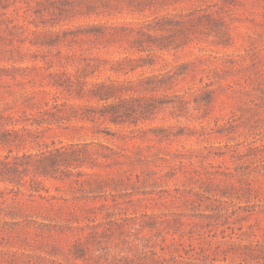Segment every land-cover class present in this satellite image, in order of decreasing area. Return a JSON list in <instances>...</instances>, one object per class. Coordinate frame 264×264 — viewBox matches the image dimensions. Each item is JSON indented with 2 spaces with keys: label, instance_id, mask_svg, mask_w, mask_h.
Listing matches in <instances>:
<instances>
[{
  "label": "rangeland",
  "instance_id": "rangeland-1",
  "mask_svg": "<svg viewBox=\"0 0 264 264\" xmlns=\"http://www.w3.org/2000/svg\"><path fill=\"white\" fill-rule=\"evenodd\" d=\"M131 2L146 8L125 2L116 15L66 20L45 12L30 24L181 22L164 39L152 32L168 50L122 31L113 42H80L86 56L132 59L119 72L101 64L88 86L132 82L120 97H154L145 116L119 124L87 112L103 103L78 98V85L71 93L43 79L64 69L56 48L17 41L0 10V121L20 132L0 142V264H264V0ZM10 3V11L38 7ZM171 69L169 89L139 83ZM63 101L83 109L38 113ZM84 113L90 118H75ZM60 150L74 162L54 166ZM8 161L17 167L10 174Z\"/></svg>",
  "mask_w": 264,
  "mask_h": 264
},
{
  "label": "trees",
  "instance_id": "trees-1",
  "mask_svg": "<svg viewBox=\"0 0 264 264\" xmlns=\"http://www.w3.org/2000/svg\"><path fill=\"white\" fill-rule=\"evenodd\" d=\"M38 6L34 10L29 7H15L12 11L10 8L12 3L10 0H0V10H2V15L5 18L2 19V23L5 24L6 30H9L11 36L14 38L17 37V41L24 44L27 40L30 41L31 45L36 47V51L44 50L45 48L48 51L56 48V52L53 55L56 57V60L59 62L60 66L64 69L59 70L58 72H49L48 74L42 73L43 79H52L49 81V84H52L58 89L66 90L67 92L72 93L74 85H78V89L75 88L78 98L80 99H92L97 100L103 103L101 108H87V112H94L92 116H98L99 118H104L110 120L113 123H125L131 122L130 119L138 113H141L143 116L147 114L153 107L151 99L153 98H141L137 99L133 97L122 98L120 93H123L125 90L128 92L131 90L132 82L126 87L125 84H115L107 82H95L90 83L91 86H88L89 83L87 79L95 74L99 70L101 64L110 65L111 70L119 72L120 70H125L127 63L132 62V59L124 57L121 59H101L98 56H86L84 49L80 46L82 41L86 40H106L107 42L115 41L119 36L120 32H128L129 34H135V42L144 46L145 44H155L160 50H168L169 45H162L154 42L152 32L162 35L159 39H164L166 35L164 33L172 32L179 23V20L173 18L170 15L163 16L162 18L156 17L153 21L144 20L138 23H132V26L128 27L124 23H102V24H87L86 26H79L76 28L69 29H58V30H39V25L34 23L36 29H33L30 24L33 22L31 18H34L35 15L43 14L45 12L51 13L53 15L59 16L60 20H66L65 18L68 13L73 12L76 16L77 14L83 17H92L93 15H116L118 10L123 9L125 2L128 4V8L131 11L143 12L146 7H142L141 3L138 2L134 4L131 0H32ZM16 2V1H15ZM92 2L100 3L95 6ZM27 3V1H26ZM10 11V12H8ZM20 30V32H17ZM128 36V35H126ZM12 42V41H11ZM81 42V43H80ZM75 44H79L81 48L75 47ZM63 45V46H62ZM65 47L64 50L61 49ZM17 47L16 49H19ZM30 50V48H29ZM21 53V48L19 50ZM145 59V58H141ZM98 61V63L96 62ZM73 62V63H70ZM68 64H73V70L68 69ZM147 63L145 62V66ZM153 65V63H150ZM41 71L43 67H37ZM137 67H133L132 70ZM49 68H47L48 70ZM177 74L172 69L169 70L166 74H152L145 76L139 83L143 84V88L149 92H156L162 89H169L170 80ZM185 73H179L182 75ZM120 92V93H119ZM111 100H114L111 102ZM116 100V101H115ZM136 101L138 105H136ZM48 109L39 111V114L43 112L52 117L59 116L67 112V108L70 107L77 111V106L69 104L66 101L61 103L49 104L47 103ZM83 109V108H82ZM58 111V112H57ZM91 114V113H88ZM87 113L84 115H75V118H90ZM81 116V117H80ZM0 117L5 118L0 114ZM44 121L49 120L42 118ZM52 120H49L51 122ZM6 124L3 121H0V126L5 128L4 132L0 135V142L3 143H15L16 138L20 137V132L12 131L6 129ZM25 129V128H24ZM23 129V130H24ZM13 132V133H12ZM74 153L67 152L66 150L58 151V154L51 157V162L54 166L58 165V161L63 160L62 162L70 165L74 161H71V158H74ZM8 159V158H7ZM60 159V160H59ZM61 162V161H60ZM7 173L10 174L12 170L17 169L15 165H11L10 162H5ZM6 174V173H5ZM175 238H173L174 240Z\"/></svg>",
  "mask_w": 264,
  "mask_h": 264
}]
</instances>
